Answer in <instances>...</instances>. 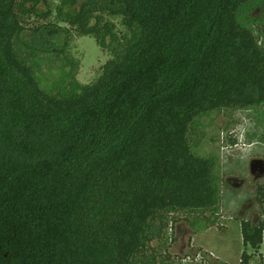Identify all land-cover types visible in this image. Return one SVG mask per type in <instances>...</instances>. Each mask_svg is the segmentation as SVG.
Instances as JSON below:
<instances>
[{"label": "trees", "instance_id": "1", "mask_svg": "<svg viewBox=\"0 0 264 264\" xmlns=\"http://www.w3.org/2000/svg\"><path fill=\"white\" fill-rule=\"evenodd\" d=\"M259 1L0 0V264H174L179 219L217 225L218 162L194 151L195 127L264 106V44L242 18ZM74 31L110 55L92 83ZM253 197L264 217V181ZM241 226L262 254L264 218Z\"/></svg>", "mask_w": 264, "mask_h": 264}, {"label": "rangeland", "instance_id": "2", "mask_svg": "<svg viewBox=\"0 0 264 264\" xmlns=\"http://www.w3.org/2000/svg\"><path fill=\"white\" fill-rule=\"evenodd\" d=\"M40 9L44 11V7ZM242 18L264 44V0L246 9ZM40 19L33 16L27 25L47 23ZM24 37L34 43L53 46L62 43L65 36H50L46 30L39 34L26 30ZM68 54L79 61L77 78L83 84L94 82L101 73L102 65L110 58L93 36H80L75 31ZM44 70L46 75L51 73V81L61 73L53 63L45 66ZM202 121L201 125L195 127L194 151L217 159L216 176L221 186L222 200L214 213L210 210L206 212L212 218L213 214L218 215L217 225L207 230L195 232L184 219L175 223L172 233L176 240L169 248L174 264H244V252L252 254L249 264H264V242L262 254H254L253 248L244 245L241 226L244 218L255 223L264 218L253 197V186L263 182L264 177L256 179L250 172L251 160L264 161V106L227 108ZM153 245L163 251L161 240L154 241ZM200 252L203 255L201 258L198 257Z\"/></svg>", "mask_w": 264, "mask_h": 264}, {"label": "water", "instance_id": "3", "mask_svg": "<svg viewBox=\"0 0 264 264\" xmlns=\"http://www.w3.org/2000/svg\"><path fill=\"white\" fill-rule=\"evenodd\" d=\"M260 171V173L264 172V161L262 159H253L250 162V172L254 175L256 179H259L261 177H264V173L257 176V172Z\"/></svg>", "mask_w": 264, "mask_h": 264}, {"label": "built area", "instance_id": "4", "mask_svg": "<svg viewBox=\"0 0 264 264\" xmlns=\"http://www.w3.org/2000/svg\"><path fill=\"white\" fill-rule=\"evenodd\" d=\"M171 230H172V229H170V231H171ZM211 255L214 256L212 253H211ZM201 256H203V255H202L201 252H200L199 255H198V257L201 258Z\"/></svg>", "mask_w": 264, "mask_h": 264}, {"label": "flooded vegetation", "instance_id": "5", "mask_svg": "<svg viewBox=\"0 0 264 264\" xmlns=\"http://www.w3.org/2000/svg\"><path fill=\"white\" fill-rule=\"evenodd\" d=\"M264 173V172H263ZM263 173H260V171L257 172V176L259 177L260 175H262Z\"/></svg>", "mask_w": 264, "mask_h": 264}, {"label": "crops", "instance_id": "6", "mask_svg": "<svg viewBox=\"0 0 264 264\" xmlns=\"http://www.w3.org/2000/svg\"><path fill=\"white\" fill-rule=\"evenodd\" d=\"M262 252V251H261Z\"/></svg>", "mask_w": 264, "mask_h": 264}]
</instances>
